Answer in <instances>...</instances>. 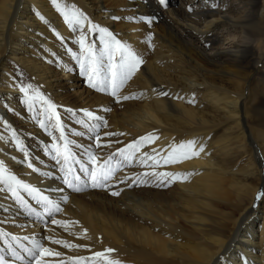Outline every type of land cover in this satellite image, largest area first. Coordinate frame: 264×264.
Here are the masks:
<instances>
[{"label":"bare ground","instance_id":"bare-ground-1","mask_svg":"<svg viewBox=\"0 0 264 264\" xmlns=\"http://www.w3.org/2000/svg\"><path fill=\"white\" fill-rule=\"evenodd\" d=\"M58 2L67 11L83 13L85 27L89 22L108 27L144 63L120 89L121 96L132 97L128 101L97 89L92 93L67 51H80L75 39L81 29L69 25L52 0H0V179L15 175L62 209L47 220L42 205L22 189L21 196L42 216L28 215L14 198L0 195V231L21 237L29 247L35 237L63 254L41 257L44 264H77L69 257L92 258L109 247L115 251L106 254L108 258L123 264H264V197L257 199L264 192V0H169L167 7L158 0ZM113 16L157 19L149 25ZM89 36L96 39L98 33ZM23 76L34 94L57 105L66 141L69 137L80 144L81 130H74L79 123L70 119L69 110L89 125L95 121L84 112L92 111L107 120L104 131L118 138L113 147L107 138L101 139L105 146L100 151L92 147L98 161L154 133L158 139L141 145L134 155L137 168L131 172L143 176L155 169L178 174L177 179L161 187L131 188L127 185L132 180H127L114 197L111 191L118 189L85 188L83 176L79 192L68 189L52 147L56 145L62 159L68 155L66 141L51 127L55 118L49 122L41 114V99L34 102L36 109L26 107ZM161 91L169 95L161 96ZM41 119L46 128L40 127ZM12 131L23 141L28 161L15 147ZM190 139L197 141V151L201 145L204 151L191 158L176 154L170 157L172 163H163L172 145ZM92 144L82 145L78 153L67 142V149L87 160L83 151ZM145 152L160 163H141ZM117 161L122 167L120 157L112 165ZM61 187L63 192L56 190ZM25 235L28 241H23ZM57 239L83 247L55 244ZM9 242L24 252L10 237ZM0 249L13 264L31 259L26 255L18 262L3 239ZM80 264L106 261L92 258Z\"/></svg>","mask_w":264,"mask_h":264},{"label":"snow or ice","instance_id":"snow-or-ice-1","mask_svg":"<svg viewBox=\"0 0 264 264\" xmlns=\"http://www.w3.org/2000/svg\"><path fill=\"white\" fill-rule=\"evenodd\" d=\"M52 3L59 9L64 16V20L73 26H77L81 29L80 34L76 37L75 43L79 45L80 51H72L71 48L67 49L72 58L76 60L79 65L80 75L86 77L89 85L93 89H97L99 92H110L113 97H117L118 100L128 101L132 97L128 95H120V89L132 79L134 74L140 69L141 64L144 63L140 55L135 51H132L127 44L122 43L120 39H117L114 32L110 31L108 27H102L97 23L89 22V25L85 27V20L87 17L79 11H67L65 10L58 0H52ZM159 5L167 7V0H158ZM213 8L217 7L216 3L212 4ZM191 11V9H189ZM113 20L120 19H139L151 25L156 21V17H146V16H130V17H119L113 16ZM41 19L43 17L41 16ZM98 33L96 39H91L89 34ZM97 40L100 47H97ZM17 79H19L17 77ZM32 87L31 85L28 86ZM25 93V103L29 110L33 109V104L37 99H41L44 107L42 108V115H44L47 121H53L51 127L55 128L59 132V139L61 141H66L65 128L61 120L60 114L56 111L57 105L53 104L50 99L43 97L39 92L34 95H27L28 88L23 89ZM161 96L169 95L168 92L161 91L158 93ZM191 102V101H190ZM110 110V109H109ZM13 111H15L13 109ZM71 111L70 119H76L77 123L82 124L85 128H88L89 131L96 133L94 139L97 142L95 144L96 148L102 149L105 145L101 144V135L99 130L106 127L108 122L101 115H95L92 111H85L84 115L89 121H95L89 125L83 119H78L76 112ZM41 128H46L45 120L41 119L39 121ZM47 130V129H46ZM51 134V133H50ZM77 135H83V133L78 132ZM105 136L116 135L113 132L103 133ZM122 135V134H121ZM12 139L15 141V147L23 153V159L28 161L29 153L25 148L23 141L17 135L16 131H12ZM55 139V138H54ZM155 139H158L154 133H148L146 135L140 136L138 139L133 140L131 143L126 144L123 148H118L116 153H113L107 158L101 159L98 161L97 156L91 151L93 145H89L84 149L83 155L87 157V160H83L77 157L75 152H72L70 149H67V141L65 143V148L68 152V155H63V158L60 159L62 154L56 148V145L53 144L52 147L55 150L56 154L53 156V159L60 167V171L64 173L61 177L64 184L68 189L75 188L77 192L81 189L78 185L81 183V177H85L84 181L85 188L91 189H108L111 191L113 178L116 176L117 169L120 167V161H117V165L114 167L112 165V160L119 155L121 160L125 163H131L135 153L140 152L141 145L145 142L153 143ZM0 140H3V137L0 136ZM75 143V141H72ZM111 142H109L110 146ZM155 153V149L152 150ZM204 151L203 145L200 146L199 151H197V141L187 140L186 142H181L171 146V151L168 153V156L163 158L164 164L172 163L170 159L171 156L179 154L185 158H191L198 156L200 152ZM140 162L147 164L149 160L154 161V164H159L160 160L156 156H150L147 152L142 154ZM16 157H13L15 159ZM69 161H71L70 166ZM4 161L0 160V170L3 169ZM76 165H78L79 170L77 171ZM28 168H32L33 165L31 162L27 163ZM39 171V169H36ZM45 175H50V173H45ZM178 174L171 172H157L155 169L151 172H146L143 176L132 179L131 183L127 186L129 188L137 184H155L157 187L166 186V184L172 183L177 179ZM71 177V179H69ZM185 179L187 176L184 177ZM128 177H124L122 180H117V183L123 184ZM9 181L13 182L10 183ZM0 184L3 186L0 187V195H4L9 199L14 198L16 203L24 209L28 215H35L37 217L42 216L41 212H38L34 207L28 204L20 194L22 189L24 192H27L37 203L41 204L43 207V212L51 215L53 212H60L62 209L60 206L53 205L49 200V197L43 195L41 189L32 187L29 183L25 182L23 179H17L15 175H9L6 180L0 179ZM57 191L63 192L65 189L63 187L56 189ZM121 191H111V195L120 196ZM264 197V192H260L257 195V199ZM66 199V197H65ZM51 205V206H50ZM7 211V210H5ZM15 223V221H10ZM52 223H58V221L53 220ZM66 223V222H65ZM86 231V230H85ZM9 237L11 241L15 242L31 259L25 261V264H44L41 257L55 255L57 257L62 256L61 252H54L53 249L46 247L40 240L31 238V247L27 246L22 242L21 237L13 235L10 231H0V239H3L4 243L7 245L8 253L15 257L18 260H24V257L17 252L16 248L13 246V243L9 242ZM23 241H28L30 237L28 235L23 236ZM47 239H51L48 237ZM55 244L63 243L65 247H83L82 245H70L66 241H61L59 239L54 240ZM115 249L109 247L103 252L97 251L93 253L92 258H103L106 261V264H123L119 260H110L108 255L113 253ZM86 257H69L70 260H74L77 264L88 259ZM219 259V258H218ZM0 264H13L12 261L8 260L4 254V250L0 249ZM59 264H64L63 260L59 261Z\"/></svg>","mask_w":264,"mask_h":264},{"label":"rangeland","instance_id":"rangeland-1","mask_svg":"<svg viewBox=\"0 0 264 264\" xmlns=\"http://www.w3.org/2000/svg\"><path fill=\"white\" fill-rule=\"evenodd\" d=\"M169 0H167V2H168ZM20 79H22V80H25V81H22L23 82V85L25 86V85H27V86H29L30 84H27V82L26 81H29V79L27 78V79H25V76H23L22 78H20ZM59 83L61 84V83H63L61 80H59ZM64 87H67V85H64ZM28 88V87H27ZM88 88V87H87ZM90 90V92H92V93H95V90L93 89V88H91V89H89ZM92 90V91H91ZM29 93H30V95H34V93H33V91L30 89V88H28V91H27V94L29 95ZM134 101H136V102H138V100H137V98H134L133 99ZM26 107H27V104H26ZM33 108L34 109H36V107L33 105ZM67 115H70V114H67ZM75 124V123H74ZM79 128V129H78ZM82 128V129H81ZM76 129V130H75ZM74 130L75 131H80L81 130V133H83V135L81 136V135H78L79 136V138H80V144H74V143H72V139H70L69 137H68V139H67V142H68V144H70V147H73V148H75L74 149V151L75 152H81L82 151V148L84 147H82V145H85L86 143H93L92 145H93V147H94V149H96L97 150V152L98 151H100L99 150V148H96L95 147V144L97 143V142H95V139H94V137H95V135H96V133H94V132H91V131H89V129H87V128H85L82 124H79V125H77V126H74ZM101 130L102 129H100L99 130V134L101 133ZM46 131V130H45ZM83 131V132H82ZM111 132L110 130H105L104 131V128H103V131H102V135H103V132ZM89 134V135H88ZM216 134V133H215ZM218 135V134H217ZM92 136V137H91ZM117 137V135H113V136H106L105 137V135H103L102 137H101V139H103V138H107L106 139V143L109 145V142H111V144L110 145H112V147H113V144H116V140L118 139V138H116ZM83 138V139H82ZM92 139V140H91ZM86 141V142H85ZM101 142V144H103L102 143V140L100 141ZM118 148H120V147H118ZM118 148H116V149H114V152L113 153H116V151H117V149ZM77 149V150H76ZM91 151H92V148H91ZM84 156V155H83ZM116 157H119V155H117ZM84 159H86L87 157L86 156H84L83 157ZM133 159L134 160H132V162L131 163H125L124 162V164H123V166L121 167H119L118 169H117V172H116V176L114 177V179H115V181L112 183V189H118V190H120V186L122 185V184H119V183H117V180H122L124 177H128V179L127 180H132L133 179V177L135 178V175H136V178L137 177H140L142 174L140 173H135V172H131V170L132 169H135L134 167H136L138 164H137V161H136V159L133 157ZM50 160V159H49ZM52 161V160H51ZM52 167H54V165L52 164L51 165ZM137 168V167H136ZM131 173H132V175H131ZM126 180V181H127ZM169 185V184H168ZM115 187V188H114ZM112 197H114L113 195H111ZM55 212H53L51 215H49V214H47V220H48V218L49 217H51L53 214H54ZM44 221L46 222V220L44 219ZM39 227H41V225L39 226Z\"/></svg>","mask_w":264,"mask_h":264},{"label":"clouds","instance_id":"clouds-1","mask_svg":"<svg viewBox=\"0 0 264 264\" xmlns=\"http://www.w3.org/2000/svg\"><path fill=\"white\" fill-rule=\"evenodd\" d=\"M233 54H236V53H233Z\"/></svg>","mask_w":264,"mask_h":264}]
</instances>
